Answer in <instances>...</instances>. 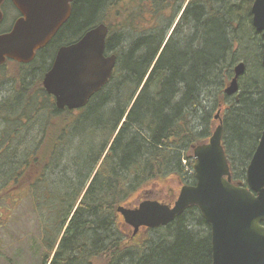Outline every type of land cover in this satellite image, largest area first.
<instances>
[{
  "label": "trees",
  "instance_id": "obj_1",
  "mask_svg": "<svg viewBox=\"0 0 264 264\" xmlns=\"http://www.w3.org/2000/svg\"><path fill=\"white\" fill-rule=\"evenodd\" d=\"M238 1L73 2L68 32L109 29L106 54L117 56L110 83L77 113L46 98L0 117V208L12 214L16 203L28 202L34 209L41 245L32 253L36 259L43 248L40 264H212L211 227L197 207L136 235L116 209L151 199L168 205L153 189L174 176L195 184L193 165L189 172L183 161L209 140L207 128L196 124L199 117L206 124L213 119L209 99L229 117L223 145L233 183H246L264 129V67L258 47L252 69L245 62L239 93L225 95L242 24L258 35L255 0ZM27 128L37 136L23 145ZM0 261H6L1 249ZM10 262L20 263L17 256Z\"/></svg>",
  "mask_w": 264,
  "mask_h": 264
},
{
  "label": "water",
  "instance_id": "obj_2",
  "mask_svg": "<svg viewBox=\"0 0 264 264\" xmlns=\"http://www.w3.org/2000/svg\"><path fill=\"white\" fill-rule=\"evenodd\" d=\"M0 0V24L3 21ZM74 0H12L22 14L12 30L0 34V65L7 59L23 63L33 59L69 19ZM252 25L262 34L264 67V0L251 8ZM109 29L101 24L78 42L62 47L44 80L59 109L85 108L111 81L117 56H106ZM245 63L235 65L225 87L229 97L238 94ZM220 122L207 144L194 148L196 183L183 186L173 206L145 200L136 208L116 211L137 234L166 227L189 208L197 207L211 227L212 264H264V129L246 170V185L232 183L231 168L223 146Z\"/></svg>",
  "mask_w": 264,
  "mask_h": 264
},
{
  "label": "rangeland",
  "instance_id": "obj_3",
  "mask_svg": "<svg viewBox=\"0 0 264 264\" xmlns=\"http://www.w3.org/2000/svg\"><path fill=\"white\" fill-rule=\"evenodd\" d=\"M242 0H239L240 2ZM245 8V5L241 6V13H243V9ZM9 9V8H8ZM12 11L9 9L8 16L11 15ZM5 29H8L10 26L9 23H11L9 20L5 21ZM4 27L1 30H3ZM246 31V33H245ZM240 34V39L239 45L237 44L235 46L234 52L236 55V60L237 64L239 63H245L248 60V65L247 68L252 69L253 67V60H254V54L258 53L257 48L259 47L262 49L261 46V35H252L249 32L247 21H245L242 24L241 31L239 32ZM236 64V65H237ZM233 74V73H231ZM229 79H226L225 85L229 82ZM237 95V94H236ZM209 99V97H208ZM220 100V99H219ZM227 104L225 103H222ZM228 105V104H227ZM225 106V105H224ZM208 111L211 112L212 118L211 122L209 124H206L204 122H201V117H199L196 121L197 126H201V129L207 128L206 130L209 132L210 136H207L210 138L212 134L215 132L217 126L220 123V120L224 122L226 120L227 122V117L226 112L224 111V108H222V105H218L216 107L215 102L212 101V99H209V104H208ZM219 116V118L216 120L214 119L215 116ZM229 118V117H228ZM3 125L0 124V131L3 129ZM204 131V130H203ZM36 134V133H35ZM33 134V137L34 135ZM3 135V134H2ZM208 135V133H207ZM31 146V145H29ZM254 146L252 145L249 152L251 153L253 151ZM231 156L234 158L236 161V158H240L236 154L235 151V157L233 156L234 154L230 150ZM233 168L235 170L237 169H242L237 163H235ZM194 166V159H191L190 162L188 161H183V165L187 166L188 171L190 172V166ZM192 174V173H190ZM172 178H169V182L165 183L164 185H161L160 187L154 188V192H157V196L163 197V199H168L166 202L169 206H173L174 203L177 201V198L180 194L181 188L185 185L184 183H180L178 179L175 178V176ZM184 184V185H183ZM160 192V193H158ZM14 200L18 201L16 197H14ZM154 200V199H151ZM9 201V200H8ZM136 203V202H135ZM28 202H23L19 205L14 206V210L12 211V214L9 213V211L6 209L5 206H2L0 208V225L4 227L2 230H0V241L2 242L0 248L2 250V256L6 259V261H0V264H13L12 262L8 263L9 259H12L13 257L17 256V259L20 261L19 264H40V257L43 254V248H40L37 255V258L34 259L33 253H32V248H37V245H41V239L39 237V229H38V220L36 219V215L34 212V209L30 207V205H27ZM136 205V204H135ZM131 208V207H130ZM133 208V206H132ZM135 208V207H134ZM18 252V253H16ZM6 262V263H5Z\"/></svg>",
  "mask_w": 264,
  "mask_h": 264
},
{
  "label": "flooded vegetation",
  "instance_id": "obj_4",
  "mask_svg": "<svg viewBox=\"0 0 264 264\" xmlns=\"http://www.w3.org/2000/svg\"><path fill=\"white\" fill-rule=\"evenodd\" d=\"M75 1V0H74ZM73 1V2H74ZM73 2H72V11H73ZM12 11L11 15L8 16L9 9ZM3 12V21L0 24V29L4 27L3 30L0 31V34L8 33L12 30L15 23L22 18V14L13 4L12 0H5L2 7ZM183 9H179L176 13L177 21L172 28V31L176 27L179 19L183 14ZM71 12V16H72ZM71 16L67 20V22L59 28L54 36L48 41V43L37 49L35 51L34 57L29 62H17L12 59H7L5 63L0 65V117L3 114L12 113V111L18 108L19 105L23 104L26 100H45L49 98L57 107L55 97L49 94L44 86V80L48 72L52 69L55 59L57 57L58 52L62 47H67L78 42L88 31L81 33L77 36V32L73 34V32H68L67 26L68 22L71 19ZM9 20L11 23L8 29H5V21ZM261 39L262 38V34ZM263 47V43H262ZM106 54V53H105ZM112 55V54H111ZM106 56H110V54H106ZM15 72V73H14ZM16 106V108H15ZM86 108V107H85ZM85 108L73 110L72 112L77 113ZM25 109L28 111L29 108ZM57 109H59L57 107ZM87 109V108H86ZM59 110H68L59 109ZM219 116H215L217 120ZM0 120H2L0 118ZM221 121V120H220ZM4 124V123H0ZM36 129L32 130V134H30V128H27L25 133V138L23 139V145H26L29 142V137H36ZM33 134L34 137H33ZM1 136V133H0ZM33 142V139L32 141ZM6 144H9L8 142ZM31 144V143H30ZM264 226V223H262Z\"/></svg>",
  "mask_w": 264,
  "mask_h": 264
}]
</instances>
